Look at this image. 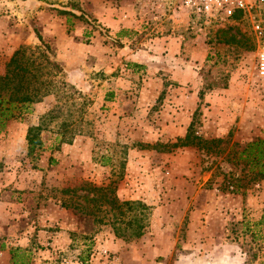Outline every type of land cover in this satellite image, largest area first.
<instances>
[{
    "label": "rangeland",
    "instance_id": "1",
    "mask_svg": "<svg viewBox=\"0 0 264 264\" xmlns=\"http://www.w3.org/2000/svg\"><path fill=\"white\" fill-rule=\"evenodd\" d=\"M227 27L238 43L220 42ZM36 34L87 103L82 121L65 110L49 120L48 96L0 132V264H264V180L237 157L264 140L255 56L264 15L215 26L172 0H0V71ZM169 42L178 63L164 56ZM140 50L159 59L128 60ZM38 123L41 148L27 154L26 131ZM190 123L202 139H223L221 152L138 146L173 143ZM91 186L132 204L121 218L140 217L138 237L135 224L115 236L117 212L102 203L93 216L60 206L89 209Z\"/></svg>",
    "mask_w": 264,
    "mask_h": 264
},
{
    "label": "trees",
    "instance_id": "2",
    "mask_svg": "<svg viewBox=\"0 0 264 264\" xmlns=\"http://www.w3.org/2000/svg\"><path fill=\"white\" fill-rule=\"evenodd\" d=\"M64 14L71 13L67 10ZM72 14V13H71ZM236 16L231 21H238ZM231 27L219 30L221 35L220 42L223 44H236L240 39H237L236 33H229ZM120 37L121 32L117 33ZM38 43L33 46L20 45L15 48L5 62L4 69L0 71V132H2L8 123L14 119H20L21 115L28 109L39 103L43 98L51 96L54 99L55 105L46 116L49 120L55 118L61 110H65L66 114L76 115L80 121L83 119L82 112L84 110L85 101L82 94L77 91L72 85L64 79V65L55 59L53 51L50 49L38 34H36ZM215 86L214 83L203 84V89H210ZM203 90L197 93L198 99H201ZM78 99L81 102L77 101ZM54 113V114H53ZM66 120L61 124L65 126ZM193 123L187 126L185 134L182 138H176L173 143H155L153 145L141 146V148L154 150L158 153H169L176 148L195 147L198 150L208 153H220L219 146L224 143L223 139H202L194 135L192 131ZM43 130L41 123L36 126L29 127L26 131L25 141L27 154L38 151L41 148L40 133ZM68 143V141H62ZM238 159H242L249 164L253 171V180H264V140L256 139L245 144L244 148L237 153ZM87 193L91 194L84 196L86 203L92 204L91 207L81 205L68 206L66 203H61V207L68 210L80 212L85 215L93 216L95 211L101 208L104 204L109 211L115 210L112 225L115 236L120 237L124 233L122 226L131 227L136 225V230L133 232V237H138L141 233L142 226L138 222L140 217L137 215L132 219H122L124 214L120 207H126L128 211L132 204L126 201L118 203L114 195L113 189L108 187H88ZM63 194L69 192L67 189L61 190ZM96 193L97 196H93ZM102 203V204H100ZM137 206H142L136 203ZM142 208H145L142 206ZM122 217V218H121ZM138 217V218H137ZM259 224L263 222V216L260 218Z\"/></svg>",
    "mask_w": 264,
    "mask_h": 264
},
{
    "label": "built area",
    "instance_id": "3",
    "mask_svg": "<svg viewBox=\"0 0 264 264\" xmlns=\"http://www.w3.org/2000/svg\"><path fill=\"white\" fill-rule=\"evenodd\" d=\"M174 6L196 23L222 26L236 16L242 18H256L264 15V0H172ZM254 34L261 35L259 22L251 21ZM256 74L264 79V46H257Z\"/></svg>",
    "mask_w": 264,
    "mask_h": 264
},
{
    "label": "crops",
    "instance_id": "4",
    "mask_svg": "<svg viewBox=\"0 0 264 264\" xmlns=\"http://www.w3.org/2000/svg\"><path fill=\"white\" fill-rule=\"evenodd\" d=\"M174 43H170V42L166 43L165 44L166 47L162 48V50H168L167 51L168 53L164 54V56L166 58L172 59L174 62H177L175 52H177V49L179 50V45L177 44V46H176V44H174ZM128 58H129L128 59L129 61H133V62H136L138 64H144V65L147 64L148 60L159 59V57H156L155 55L150 54L149 52L144 51V50H140L138 52H135L132 55L130 54V56H128ZM172 68H174V69L170 72L172 74V77H170V78H172V80H175V79L177 80V77H175V76L173 77V75H174V73L179 74L181 72V70H179V68L175 65ZM134 114L138 115L137 112H134ZM140 124H142V122H140ZM147 125H148V122H147ZM133 127H135V125H133ZM135 128H137V127H135ZM185 128H186V126L184 127V129ZM128 158H129V156H128Z\"/></svg>",
    "mask_w": 264,
    "mask_h": 264
}]
</instances>
